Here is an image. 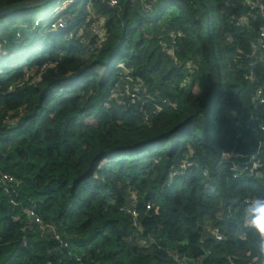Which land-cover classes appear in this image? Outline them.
<instances>
[{
    "label": "trees",
    "instance_id": "trees-1",
    "mask_svg": "<svg viewBox=\"0 0 264 264\" xmlns=\"http://www.w3.org/2000/svg\"><path fill=\"white\" fill-rule=\"evenodd\" d=\"M53 17L64 25L42 27ZM263 25L264 0H49L0 17V172L14 178L0 264H248L246 241L207 232L264 195V146L263 175L219 170L264 139Z\"/></svg>",
    "mask_w": 264,
    "mask_h": 264
},
{
    "label": "clouds",
    "instance_id": "clouds-1",
    "mask_svg": "<svg viewBox=\"0 0 264 264\" xmlns=\"http://www.w3.org/2000/svg\"><path fill=\"white\" fill-rule=\"evenodd\" d=\"M244 240L249 244L248 264H264V195L249 194L238 205L231 229L218 239Z\"/></svg>",
    "mask_w": 264,
    "mask_h": 264
},
{
    "label": "built area",
    "instance_id": "built-area-1",
    "mask_svg": "<svg viewBox=\"0 0 264 264\" xmlns=\"http://www.w3.org/2000/svg\"><path fill=\"white\" fill-rule=\"evenodd\" d=\"M109 3L111 5L116 3V0H109ZM248 4H251L248 2ZM38 24V23H36ZM48 29L52 28H57V27H62L64 25V21L62 18H58L55 21L51 20L48 21L47 23ZM93 31H97V27L93 25ZM76 35H80V32L77 31ZM73 33H69L68 37H72ZM252 47H254L257 51H261L262 53L264 52V25L262 28H260L257 39L254 43L251 44ZM127 86H125L126 88ZM128 89V87H127ZM126 89V90H127ZM130 96L134 97L135 92H130ZM258 99L259 102H264V98L261 96V88H257L256 90V95L254 96V99ZM261 129L263 130L264 127L261 126ZM263 146H264V139H260L258 142L257 150L256 152L250 157L249 160L247 161H238L237 160V155L231 154V155H225L222 157L221 164H220V171L223 172L224 174H231L233 177H238V176H245L251 178L257 177L259 175H263L262 172L260 171L261 168V163L260 159L263 154ZM186 165H191V163H187ZM178 173L173 172L172 174ZM14 183V178L4 172H0V184H5V185H12ZM147 207H149L147 205ZM26 212L32 213V211L25 209ZM36 222H39L40 220L38 218L35 219ZM216 237L218 238V234H215ZM219 240V239H218ZM181 264V262H180Z\"/></svg>",
    "mask_w": 264,
    "mask_h": 264
},
{
    "label": "water",
    "instance_id": "water-1",
    "mask_svg": "<svg viewBox=\"0 0 264 264\" xmlns=\"http://www.w3.org/2000/svg\"><path fill=\"white\" fill-rule=\"evenodd\" d=\"M49 0H30V1H22L19 3H15L12 5H8V6H4L2 8H0V17L6 15L7 13H9L10 11L16 10V9H20V8H25V7H34L37 5H41L46 3ZM207 236L213 240H215L216 242L218 241V238L216 237L215 234H212L210 232H207ZM207 255V253H205ZM189 261H194L193 259H190L188 257H183L180 262H182L183 264H188L187 262Z\"/></svg>",
    "mask_w": 264,
    "mask_h": 264
},
{
    "label": "rangeland",
    "instance_id": "rangeland-1",
    "mask_svg": "<svg viewBox=\"0 0 264 264\" xmlns=\"http://www.w3.org/2000/svg\"><path fill=\"white\" fill-rule=\"evenodd\" d=\"M67 4H68V2H67ZM65 6H66V4L61 3V4H59V5L57 6V10H59V9L61 10V9H63ZM87 11L90 12L91 15L95 13V12L92 10V5H91V4H88V5H87ZM56 19H58V18H56ZM56 19H55V17H53V18H51V19H48L47 21H44V22L42 23V27H44V28L48 27V25H47L48 21H51V20L55 21ZM38 23H39V22H38ZM82 32H83V30H82ZM120 64H121V63H119V65H120ZM99 71L102 72L101 69H99ZM118 88H119V87H115V89H118ZM134 88H136V90H137V89H138V85H136ZM115 89H113V90H111V91L114 93ZM124 89H127V87L124 88ZM129 91H130V90L127 89L126 92H129ZM138 91H139V89H138ZM113 95H114V94H113ZM211 187L214 188L213 186H211ZM219 211H220V210H219ZM219 213H220V212H218V215H219ZM207 224H209L208 221H207Z\"/></svg>",
    "mask_w": 264,
    "mask_h": 264
}]
</instances>
